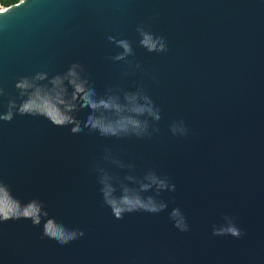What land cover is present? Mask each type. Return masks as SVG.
Instances as JSON below:
<instances>
[{"label": "water", "instance_id": "1", "mask_svg": "<svg viewBox=\"0 0 264 264\" xmlns=\"http://www.w3.org/2000/svg\"><path fill=\"white\" fill-rule=\"evenodd\" d=\"M29 2L0 17V86L15 96L17 77L52 76L78 61L98 94L142 86L162 118L144 139L73 134L72 126L27 116L0 126V179L12 194L38 198L50 217L85 232L62 247L41 238L42 225L9 221L0 225V264H264V0ZM141 24L165 38L166 53L139 46ZM108 36L132 43V67L111 60L121 50ZM87 115L76 113L81 122ZM179 120L186 138L170 132ZM105 149L138 177L148 170L168 177L176 191L157 197L168 210L115 220L90 172ZM176 207L187 233L169 220ZM224 215L243 237L212 235Z\"/></svg>", "mask_w": 264, "mask_h": 264}, {"label": "clouds", "instance_id": "2", "mask_svg": "<svg viewBox=\"0 0 264 264\" xmlns=\"http://www.w3.org/2000/svg\"><path fill=\"white\" fill-rule=\"evenodd\" d=\"M29 0H17L12 7L0 11L4 17L13 8H30ZM139 46L148 53L162 54L168 51L163 36H157L141 24L136 29ZM108 41L121 51L111 57L115 63L125 62L132 67L128 58L135 55L132 43L127 39L108 36ZM136 64L135 69H140ZM85 67L78 61L70 64L66 71L50 76L48 72H36L30 76H19L14 83L15 96L0 86V126L11 124L17 117L42 118L53 127H71L73 134L87 130L106 139L150 138L158 133L155 127L161 120V110L147 95L142 86L136 91H125L119 87H109L103 95L97 93L94 83L85 75ZM87 109L88 115L81 122L76 113ZM170 132L178 138H186L189 128L183 120L174 121ZM104 165L127 170L123 179L109 171ZM134 165L125 163L105 149L100 161H93L90 172L96 176L102 203L110 210L115 220H123L126 215L146 213L158 215L168 210V203L157 199L163 192H175L176 185L166 176L148 170L142 177L134 173ZM153 192L154 195H145ZM173 227L181 232L190 231L187 217L179 207L169 212ZM30 221L33 227H41L42 239L55 241L59 246H67L85 236L78 228H69L50 217L44 203L38 198L22 202L13 194L10 186L0 179V225L9 221ZM222 222L212 226L215 237L230 236L240 239L245 235L243 229L231 215H224ZM3 231L0 230V238ZM135 264V261H133Z\"/></svg>", "mask_w": 264, "mask_h": 264}, {"label": "trees", "instance_id": "3", "mask_svg": "<svg viewBox=\"0 0 264 264\" xmlns=\"http://www.w3.org/2000/svg\"><path fill=\"white\" fill-rule=\"evenodd\" d=\"M17 0H0V7H9L15 4Z\"/></svg>", "mask_w": 264, "mask_h": 264}]
</instances>
